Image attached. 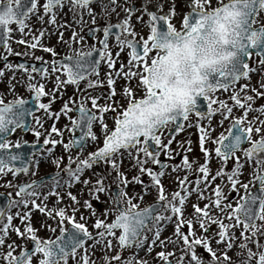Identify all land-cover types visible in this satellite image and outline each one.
Returning <instances> with one entry per match:
<instances>
[{
  "label": "snow or ice",
  "instance_id": "obj_1",
  "mask_svg": "<svg viewBox=\"0 0 264 264\" xmlns=\"http://www.w3.org/2000/svg\"><path fill=\"white\" fill-rule=\"evenodd\" d=\"M150 4H154V8L150 9ZM93 5H99L101 11L97 13ZM165 5L167 12H164ZM66 6L81 26L86 23L84 16H90L96 27L89 28V32L94 37L102 32L103 38L97 39L99 47L95 44L85 47V38L80 33L73 31L68 42L60 31V42L68 43L72 53L59 61H44L42 56H35L36 49L53 57L59 53L42 43L47 29H40L36 35L30 21L35 16L39 22L55 25L57 29L70 28V24L57 23ZM184 6L190 11L183 16L178 28L173 22L178 15V0H144L139 7L129 5L128 0L124 4L120 0H44L43 3L41 0H0V48L5 53L2 57L5 70L0 71V82L6 71L27 73L28 90L35 94L39 109L57 122L61 116L68 117L72 133L70 141L65 143L64 131L53 124L45 139V144L62 145L68 154L67 165L63 168L67 180L57 171L47 195L41 191L45 184L40 181L15 185L7 182L8 187L17 188L16 195L20 199L11 200L6 208H0V250L5 246L8 249L0 252L4 264H34V258H38V264H97L98 260L102 264H150L139 252L146 251L150 255L157 247L161 251L156 253V258L161 264H237L229 255L233 248L239 249L238 264H264V243L260 242V236H264V195H250V184L240 179L245 165L250 164L253 168L250 183L258 182L264 193V105L256 106L257 100L264 98V76L256 87L251 84L250 75L259 71L250 66L253 55L260 57L259 65L264 67V22H260L264 0H215V3L213 0H184ZM117 8L125 15L112 23L109 18ZM138 12L141 15H136ZM144 15L149 17L147 22H144ZM133 16L142 27H148L147 36L136 30ZM97 17L108 22L101 27ZM13 25L17 27L14 29ZM14 32L20 34L16 43L25 45L24 52H15L12 48L10 40ZM26 36H31V40L25 39ZM113 37L115 44L111 43ZM76 44L80 47L76 48ZM124 53L128 55L127 62L121 58ZM10 55H31L42 61L43 66L12 64L8 61ZM102 63L109 69L105 73L106 81L99 79ZM37 73L46 83H33ZM15 79L13 75L12 80ZM242 79L247 82L237 88ZM121 80L124 85L118 91ZM83 81L87 83L82 90ZM132 81L136 82L135 86ZM48 83L52 84L50 89ZM105 84L108 87L106 96L89 91L103 88ZM68 85L75 86L79 99L69 97L59 112L53 111L57 93L63 99ZM9 87L15 92V84L10 83ZM229 92L230 95L221 98L220 94ZM44 97L49 98L48 103L42 102ZM101 99L105 103H100ZM204 101L207 104L202 110ZM27 103L23 98L5 102L0 95V180L9 174L19 177L31 171V165L16 167V162L23 157L11 149L20 148L21 144L7 137V133L15 129L27 127L25 118L28 115L43 128L42 118L26 108ZM73 111L78 113L76 119H72ZM109 113L114 114L111 127L106 121ZM193 115L197 118L195 123L190 119ZM216 115L220 120L213 126ZM225 121H231L228 129L213 137L216 127L223 128ZM172 124L174 130L169 128ZM97 125L99 134L95 131ZM185 126L198 129L203 163L189 155L195 151L193 141L188 140L187 146L184 141L178 142L179 152L171 147ZM65 130H69L68 126ZM166 130L167 143L164 140ZM32 131L37 137L43 134L35 128ZM53 133L58 138H53ZM209 144L215 147H208ZM73 149L77 150L76 155ZM162 152L170 160H175L174 152L181 155V162L171 165L162 162ZM48 154L52 155L51 149ZM125 156L134 160L133 167L138 168V175L131 179L120 170ZM213 160L218 162L214 174ZM230 162L231 169L228 168ZM53 163L60 169L64 157H56ZM149 163L159 166V170L146 167ZM98 164L105 166L106 172H93L95 182L91 177L82 179ZM36 165L38 170V161ZM170 167L177 173L172 177L177 188L172 191L164 183V178L171 176ZM181 171L188 175H179ZM113 172L119 185L115 193L110 191L111 183H106ZM145 174L149 177L148 184L142 179ZM193 174L196 179L190 180ZM217 179L222 183L216 184ZM75 184H82L89 198L81 201L68 191L71 211L68 206L59 207L64 200L59 189H71ZM130 184L143 185L145 193L155 189L156 202L141 207L144 196L129 195ZM238 185L245 195L234 206L226 189L239 191ZM102 193L111 197V204L98 212L94 201H101ZM53 196L56 205L50 207L48 201ZM193 196L196 200L191 205L189 217L186 211ZM201 201H204L203 206ZM14 208L19 210L14 213ZM81 208L87 209L90 215L78 216ZM37 210L56 221L55 226L46 221L41 223L53 235L59 229V237L44 239L38 235L40 229L33 224ZM113 215L114 219L110 220ZM93 217L90 228L89 221ZM16 219L20 220V225L14 224ZM169 224L174 225V232L171 237L162 238ZM197 225L203 235L197 232ZM213 225L217 228L215 232ZM12 232L23 240L32 241L34 247L18 245L11 240ZM177 242H180L179 256L176 251L167 250L169 244ZM18 248L22 251L16 255ZM133 248L137 251L124 259L123 253ZM200 248L210 256L209 260H205ZM97 251L102 255L97 257Z\"/></svg>",
  "mask_w": 264,
  "mask_h": 264
},
{
  "label": "rangeland",
  "instance_id": "obj_2",
  "mask_svg": "<svg viewBox=\"0 0 264 264\" xmlns=\"http://www.w3.org/2000/svg\"><path fill=\"white\" fill-rule=\"evenodd\" d=\"M44 0H41V3H43ZM213 2L215 3V0H213ZM121 4L125 3V0H120ZM129 5L131 4H135L137 7L141 6L144 3V0H128ZM178 4H179V8H178V15L174 18V23L176 24V26L179 28L181 23H182V18L183 16L190 11L189 8L184 6V0H178ZM95 11L98 13L101 11L100 6L99 5H93ZM149 8L152 9L154 8V4H150ZM168 11V6L165 5L164 7V12ZM42 14V12H41ZM118 14V15H117ZM125 13L120 9L117 8V11L115 13H112L111 17L109 18L110 21L112 23H116L118 21V19H123ZM136 15H141V13H137ZM144 22H147L149 20V17L147 15H144L143 17ZM84 20L86 21V23L81 26L79 24H77L74 19H73V14L69 11L68 7L66 6L63 11L60 13L59 17H58V21L57 23H67L72 25V27L70 28H60L57 29V27L55 25H51L49 23H41L39 22L35 16L32 17L30 23L33 25V31H35L36 35H39V30L40 29H47V32L45 34V36L43 37L42 43L45 46L48 47H54L56 49V51L59 53V56L57 57H53L50 53L44 52L42 50H40L39 48L35 50V56H42L44 58V61H52L53 59L56 60H61L62 58H64L66 55H70L72 53V48L69 46L68 43H61L59 40V32L62 31L64 33V40L70 42L71 41V37H72V33L73 31H76L78 33H80V35L84 36V45L85 47L89 46V45H93L95 44L97 47H99V44L97 43V39H102V32L98 33L96 37H94L93 39H88L86 32L89 28H93L96 27V25H93L91 23V17L88 15L84 16ZM108 21L105 19H101L100 17H97V23L99 26L103 27ZM133 24L136 25V30L138 32H141L144 36H147L149 34V29L148 27H142L140 22H138L136 20V16H133V20H132ZM260 22H264V13H261L260 16ZM258 27L260 26L259 23L257 25ZM14 29L17 27L16 25L12 26ZM27 31V30H26ZM13 39L10 40L11 46L14 49L15 52H24L25 51V45H21L16 43L17 40H19L21 38L20 34L18 32H14L13 34ZM27 40H31V36H26L24 37ZM112 44H115V41L112 39L111 40ZM76 48H79L80 45L76 44L75 45ZM31 51V50H29ZM5 55L4 51L2 50L0 52V64L4 62V60L2 59V57ZM115 55V52H114ZM125 62H127L128 60V55L127 53H124L121 57ZM8 60L10 61L9 63L12 64H16L17 60H25L28 62H35V63H43L40 60H36L34 56L28 55V56H17V55H10L8 57ZM259 61H260V57L258 56H253L251 58V63L250 66L251 67H257L259 69V71L255 72V73H251V84L255 85L256 87H259V81L261 79L262 76H264V67H261L259 65ZM117 67H119V64L117 65ZM4 65H0V71H4ZM49 71H51V69H49ZM109 71L107 64L106 63H102L101 67H100V77L99 79L106 81V76L105 73H107ZM15 75L16 79L13 81L12 80V76ZM36 77V80L33 81V83H35L36 81H39L41 83H46V81H44L40 75H36L34 74ZM52 79L54 80L55 77L53 76ZM93 79H95V77H93ZM247 81L245 80H241L238 84H237V88L240 87V85L246 83ZM15 84L16 88H15V92H12L9 84ZM87 81H84L81 83L80 88L83 90L86 86ZM133 86H135L136 82L132 81ZM124 85V81L121 80L118 82V91L122 90V87ZM52 87L51 83H48V88L50 89ZM92 91L94 95L97 96H106L108 94V87L105 84V87L103 88H97L95 90H89ZM31 94H33V92H30L28 90V74L23 72L22 70L17 71V72H11V71H6L5 72V77L3 79L2 82H0V95L4 96L5 102H11L13 99H18V98H23L24 100H27L30 98ZM87 94V93H86ZM231 93H222L221 98H225L226 96L230 95ZM61 94L57 93V100L56 102L52 105V110L59 112L61 110L62 104L65 100H67L69 97H76L77 99H79V93L76 91V88L74 85H68L67 88L64 90L63 93V99H60L59 96ZM119 99V97H117ZM49 98L48 97H44L43 101L44 103H48ZM124 103H126V101H122ZM100 103H105L104 99L100 100ZM39 104V102H38ZM261 105H264V98L258 99L257 100V104L256 106L259 107ZM73 107L75 108V105H73ZM88 107H91V104H88ZM237 114H239V112H237ZM38 117L42 118L43 121V128H39V125H37L33 119V124L31 127V130L28 133H22L21 130L17 131L14 136L9 139L11 140L13 143L19 142L21 145L23 143H31V144H43L44 145V151L41 152V154L39 153L37 156H35V161L33 163L32 166V170L30 171L29 174L27 175H22L19 177H13L12 174H9L7 177H5L4 179L0 180V192H6L9 194H13V192L15 191L16 187H8L7 186V182L11 181L13 183V185L17 184L18 182H22V181H29V180H35L38 179L44 175L53 173V172H57V171H64L63 168L64 166L67 165V153L65 152L64 148L62 145H51V144H45V139L48 137L51 127L53 126V124H55V126L59 129H61L62 131H64V135H63V140L65 143H68L70 141V137H71V122L68 119V117L66 116H61L59 121H55L53 118H50L48 115L43 113V110L38 109L37 113L35 114ZM114 114L113 113H109L106 114V121L109 124V126L111 127L113 125V119L112 116ZM72 119H76L77 115L74 113V111L71 113ZM193 123H195L196 121V117L195 115H193L191 118ZM220 120V116L216 115L213 119V126H216L218 124ZM206 123V122H205ZM231 121H225L223 128L221 127H216V131L213 133V137L218 136L220 132L225 131L226 129H228L229 125H230ZM68 126L69 130H65V127ZM173 125H170L169 128L173 130ZM38 129L39 131H41L43 134L40 137H37L34 134V131H32V129ZM47 130V131H46ZM95 131H97V133L99 134V125H97L95 127ZM53 138H58L56 137V134H51ZM199 132L198 129L196 127H187L185 126V129L183 132H180L176 137L175 140L172 142L171 147L173 149L176 150V152H179L180 149L178 148V142L180 141H184L185 142V146L186 142L188 140L193 141V148L195 149V151L193 153H190V157H195L197 159H199V161L201 163L204 162L203 159V153L200 151L199 149ZM164 140L165 143H167L168 141V131L166 130L164 132ZM208 147L214 148L215 145L214 144H209ZM15 148V147H13ZM52 150V155L49 156V150ZM93 150L92 148H89V151ZM77 154V150L73 149V155ZM84 155H87V152L84 153ZM64 157V165L61 166L60 169H57L55 163H53L54 159L56 157ZM174 156H175V160H170L168 158L167 155H165L163 152L160 155V160L162 162H165L169 165L175 163V164H179L181 162V155H176V153L174 152ZM39 162V167L37 170V165L36 162ZM135 163L134 160L129 159L127 156H125L123 164L121 165L120 170L123 171L129 179L132 178V176L134 175H138V168H134L133 164ZM146 167H150L153 168L154 170H159V166L154 165L152 163H149L148 165H146ZM218 167V162L216 160L212 161L211 164V168L213 170V174L215 173V170ZM233 167V164L230 162L228 164V168L231 169ZM243 174L240 177L241 181L243 183H249L250 184V188H249V194H251L257 185V182L255 183H250V181H253V176H252V171L253 168L252 166L249 165H245L244 169L242 170ZM104 173L106 172V168L105 166H103L101 164V166L95 168L93 171L89 170L85 173V176L82 177V179H86L91 177V179L93 180V182H95L96 180V176L92 175V173ZM168 172L171 173V176H166L164 178V183L166 185V188L170 191L172 190H176L177 185L173 182L172 177L176 176L177 173L172 172L171 167L168 169ZM179 175L184 176V175H188L187 172L185 171H181L179 173ZM67 178L65 180L68 179V175L66 174ZM115 177H116V173L113 172L111 173V176L109 177V179L106 181V183H111V189L110 191L112 192L113 189H116L119 185L115 182ZM142 179L144 180L145 184L149 183V177L145 174ZM190 180H195L196 179V175L193 174L189 177ZM216 184H220L222 183L221 180L217 179ZM47 186V185H46ZM44 187L43 189H41V191L47 195L48 190L51 188V186L49 188ZM214 186V185H213ZM144 186L141 184H130L127 188V191L129 193V195H136L137 193L141 194L144 196V200L143 203H141V207H145L150 205L151 203L156 201V191L155 189H151L149 192L145 193L143 191ZM239 191H232L230 188L226 189V191H228L229 194V199L234 203V206L236 204H238L241 200V198L245 195V191L242 187H240L238 185ZM59 191H61V193L64 195V200L63 203L58 205L59 207H65L68 206L69 207V211H71V207H72V202L69 200V198L67 197L66 193L68 191H72L73 194H76L81 201L88 199V191L86 188H84V186L82 184H75L71 189H68L67 187H64L62 189H59ZM196 200L195 196H193L191 198V200L188 203L187 206V211H186V216H191L192 214V203H194ZM103 201V202H101ZM101 201H94V203L96 204V208L98 212H103L107 207L110 206L111 204V197L107 194V193H102L101 194ZM137 203H140L139 200L136 201ZM204 201H201V205L203 206ZM49 206H54L56 205V197H50L49 201H48ZM19 209H13L12 211L15 213L16 211H18ZM90 215V213L88 212L87 209L81 208V212L78 213L77 215ZM95 217L92 218L91 221H89V227L91 228V224L92 222H94ZM114 219V215L110 218ZM46 221L48 224H51L53 226L56 225V221L48 219L45 215L41 214L38 210L36 212H34L33 215V224L36 228H39L40 231L38 233V235L44 239H54L59 237L60 235V231L59 229L57 230V232L55 233V235H53L51 232L48 231L47 228L42 227V223ZM264 223V222H262ZM14 224L16 225H20V220L16 219L14 220ZM70 224L68 225V227L70 228ZM196 230L197 232H200L201 235H203V232L200 230L199 225L196 226ZM94 231V230H93ZM184 231H187V228L184 229ZM212 231L215 232L217 231V228L215 225L212 226ZM174 232V225L173 224H169L165 227V230L162 232V238H168L171 237L172 234ZM236 235L239 236L240 232L237 231ZM149 236L151 237V233H149ZM11 240H15L16 243L18 245H27V247H30V243L32 241L30 240H23L20 237H18L16 235L15 232L11 233ZM11 240L9 242H11ZM260 242L264 243V236H260ZM91 243V242H89ZM179 246H180V242H177L176 245H172L169 244L167 250L168 251H176V255L179 256L181 255V253L179 252ZM214 247H216L215 243L213 244ZM253 248H255V245H251ZM7 246H5L2 250H0V252H6ZM119 249H117L118 251ZM22 251V248H18L16 251V255H19ZM137 250L135 248L131 249V250H127L123 253V258L127 259L129 256L133 255ZM161 251V249L159 247L155 248V250L149 255L146 251H140L139 252V256L141 258L147 259L150 264H161L160 260L156 258V253ZM238 248H233L230 252L229 255L232 257V260L234 262H239V260L241 259V257L238 255ZM199 252H201L205 258V260H209L210 256L204 251L203 248L199 249ZM110 255H115V252H110ZM102 253L100 252H96V256L99 257L101 256ZM173 261H175V257L172 258ZM0 264H4V261L2 259H0ZM34 264H38V258H34ZM97 264H102L101 261H97Z\"/></svg>",
  "mask_w": 264,
  "mask_h": 264
},
{
  "label": "water",
  "instance_id": "obj_3",
  "mask_svg": "<svg viewBox=\"0 0 264 264\" xmlns=\"http://www.w3.org/2000/svg\"><path fill=\"white\" fill-rule=\"evenodd\" d=\"M88 34H89L90 37H92L90 32ZM0 50H1V48H0ZM253 52H255V50H253ZM20 63H27V62H21L20 61L19 64ZM27 64H29V63H27ZM29 65L32 66L31 64H29ZM41 66H43V65H41ZM41 66H39V67H41ZM35 100H36L35 96H33V99L30 100V101H27L28 103L25 105L26 108L30 109L34 113L37 110V106L34 104ZM206 104H207V101H204L201 104L202 110L205 108ZM25 122H26L27 127L24 128V131L26 132V131H28L30 129V125H31V122H32V116L28 115L25 118ZM15 131H16V129L14 131H12V132L7 133V137L12 136ZM39 150H40V148L36 149V148L30 147L29 145H24L21 148L15 149L13 151V153L21 155L23 157L22 161H17L16 162V167H24L25 165H30L32 154L34 152L39 151ZM46 180H49V179L48 178L47 179H43V180H40V182L44 183ZM115 192H116V190L114 191V193ZM253 194H255V195H264V193H261L259 183H258L257 189L255 190V192ZM9 202H10V199L6 195L0 194V208H6L7 205L9 204ZM257 210H258V204H257Z\"/></svg>",
  "mask_w": 264,
  "mask_h": 264
},
{
  "label": "flooded vegetation",
  "instance_id": "obj_4",
  "mask_svg": "<svg viewBox=\"0 0 264 264\" xmlns=\"http://www.w3.org/2000/svg\"><path fill=\"white\" fill-rule=\"evenodd\" d=\"M62 59H63V58H62ZM33 162H34V161H33ZM31 170H32V168H31ZM66 174H67V173H66ZM22 175H25V174H20L19 176H22ZM64 177L67 178L66 175H65ZM30 181H33V180L22 181V182H20V183L18 182L17 184H23L24 182H30ZM16 190H17V188L15 189V191H16ZM15 191H14L13 194H12V198H13V200H14V199H15V200H18V199H20V197L16 195V192H15Z\"/></svg>",
  "mask_w": 264,
  "mask_h": 264
}]
</instances>
